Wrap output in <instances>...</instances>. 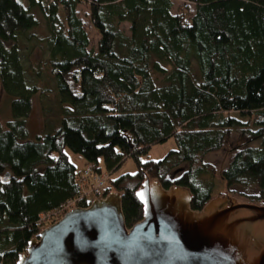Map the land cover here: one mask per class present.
<instances>
[{
	"label": "trees",
	"instance_id": "obj_1",
	"mask_svg": "<svg viewBox=\"0 0 264 264\" xmlns=\"http://www.w3.org/2000/svg\"><path fill=\"white\" fill-rule=\"evenodd\" d=\"M28 1L0 0V84L14 99L13 119L0 122V264H17L42 215L80 197L67 149L95 169L103 163L105 195L122 193L129 228L143 219L146 178L190 188L202 209L216 173L205 158L222 150L224 194L264 204V0H186L178 10L174 0ZM36 11L46 36L35 33ZM44 97L56 98L57 119ZM36 101L46 129L30 139ZM170 138L176 149L142 159ZM129 157L137 172L114 178Z\"/></svg>",
	"mask_w": 264,
	"mask_h": 264
},
{
	"label": "water",
	"instance_id": "obj_2",
	"mask_svg": "<svg viewBox=\"0 0 264 264\" xmlns=\"http://www.w3.org/2000/svg\"><path fill=\"white\" fill-rule=\"evenodd\" d=\"M138 196L144 216L132 227L113 191L41 230L17 264H264V204L223 194L194 210L190 188L150 178Z\"/></svg>",
	"mask_w": 264,
	"mask_h": 264
},
{
	"label": "rangeland",
	"instance_id": "obj_3",
	"mask_svg": "<svg viewBox=\"0 0 264 264\" xmlns=\"http://www.w3.org/2000/svg\"><path fill=\"white\" fill-rule=\"evenodd\" d=\"M20 1L24 5L29 6L28 0H20ZM186 2H187L186 0H174L175 10H178V8L182 4H185ZM192 9L194 10V7ZM37 15L40 18L41 25L35 31V33L38 34L39 36H46L48 31H47V28L45 25L44 17L41 14V12H39V11L37 12ZM121 28L127 35H131V24L129 22H124L122 24ZM48 56H49L48 53H45L43 55L42 64L45 63ZM37 57L38 56L35 55V58H37ZM33 60H34V58H33ZM43 68H44L43 69V76H42L43 82L47 87H50L52 90H54L55 89V82H54L53 78L51 77L50 69L47 68L45 65H43ZM37 81L38 80H37L35 75L30 76V78H29V84L30 85L34 84ZM157 81L160 83L161 77H158ZM50 93H51V91H48V94H50ZM40 97H41V94L35 95L33 97V104H34L35 99L38 98V100H39ZM13 100L14 99L5 91V89H3V87L0 84V122H6V121L13 119V113H12ZM36 102L37 103H36L35 109L33 107L32 114L27 119L30 139H36L38 136L43 135L45 132V129H46L44 127L43 123L41 125V119L43 121H44V119H43L42 114H41V116L39 114V104H38V101H36ZM39 102H40V100H39ZM42 102H45L46 104L51 106L50 107L51 109H50V111H48V115H46V116H52L54 119H57L59 117V112H58V105H57L56 98L55 97H53V98L44 97ZM42 112H43V109H42ZM176 147H177V145H176L175 139L170 138L166 142L154 145L150 149L148 155L142 156V159L144 161L149 160V159L150 160H160V159L164 158L165 155L169 151L176 149ZM67 153L69 154L70 159L73 161V163L76 164L78 170L81 171L85 167L84 158L81 155L73 153L69 149H67ZM205 161L213 164L216 167V173H215V176L213 178V190L211 193L212 198L219 196V195H223L224 192L226 191V186H225V182L222 178L221 172L226 167V165L228 163V151L222 150L218 153L209 154L206 156ZM101 169L105 170L103 163L101 164ZM137 170H138V167H137V163H136L135 159L133 157H129L124 161L122 166L112 176L114 178H116V177H119L120 175H124V174H134L137 172ZM107 175H110V174L107 173ZM109 177H111V175ZM103 197H105V196H103ZM97 198H101V197H97ZM240 202H244V201H240ZM69 210H67V212ZM59 212L53 211L49 214L42 215V219L40 220L42 230L46 229L50 225L56 223L57 221H59L64 216L63 213L60 214Z\"/></svg>",
	"mask_w": 264,
	"mask_h": 264
},
{
	"label": "built area",
	"instance_id": "obj_4",
	"mask_svg": "<svg viewBox=\"0 0 264 264\" xmlns=\"http://www.w3.org/2000/svg\"><path fill=\"white\" fill-rule=\"evenodd\" d=\"M107 173L105 170L95 169L92 165L87 164L77 176V182L81 188L80 197L69 201L63 209L57 210V212L60 211V214L67 212V210L78 206L77 202L83 198L90 201L97 197H103L110 180V175Z\"/></svg>",
	"mask_w": 264,
	"mask_h": 264
},
{
	"label": "snow or ice",
	"instance_id": "obj_5",
	"mask_svg": "<svg viewBox=\"0 0 264 264\" xmlns=\"http://www.w3.org/2000/svg\"><path fill=\"white\" fill-rule=\"evenodd\" d=\"M141 198H143V197H141Z\"/></svg>",
	"mask_w": 264,
	"mask_h": 264
}]
</instances>
